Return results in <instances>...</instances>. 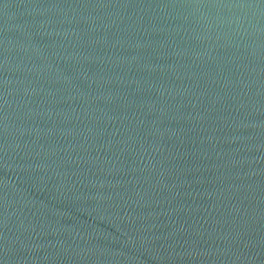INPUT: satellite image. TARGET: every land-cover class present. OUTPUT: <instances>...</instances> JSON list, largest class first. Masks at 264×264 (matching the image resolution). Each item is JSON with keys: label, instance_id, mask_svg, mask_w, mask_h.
I'll return each mask as SVG.
<instances>
[{"label": "water", "instance_id": "95a60500", "mask_svg": "<svg viewBox=\"0 0 264 264\" xmlns=\"http://www.w3.org/2000/svg\"><path fill=\"white\" fill-rule=\"evenodd\" d=\"M0 264H264V0H0Z\"/></svg>", "mask_w": 264, "mask_h": 264}]
</instances>
